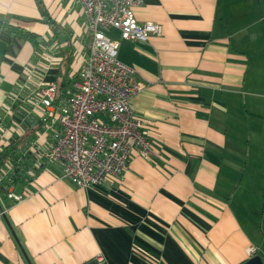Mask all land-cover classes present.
I'll use <instances>...</instances> for the list:
<instances>
[{
	"label": "crops",
	"instance_id": "0c3cea01",
	"mask_svg": "<svg viewBox=\"0 0 264 264\" xmlns=\"http://www.w3.org/2000/svg\"><path fill=\"white\" fill-rule=\"evenodd\" d=\"M42 1L54 23L36 0H0V145L24 136L27 161L9 187L25 197L0 213V264H241L255 254L264 264V13L253 0H142L138 20L161 34L105 29L145 83L131 106L154 152L135 148L112 184L83 187L58 163L31 170L51 143L32 107L37 84L64 82L62 99L90 40L78 3ZM7 14L32 19L36 46L5 31Z\"/></svg>",
	"mask_w": 264,
	"mask_h": 264
},
{
	"label": "built area",
	"instance_id": "2783aa9c",
	"mask_svg": "<svg viewBox=\"0 0 264 264\" xmlns=\"http://www.w3.org/2000/svg\"><path fill=\"white\" fill-rule=\"evenodd\" d=\"M74 2L81 6L84 30L90 35L88 52L62 99L55 81L37 84L32 107L50 131L51 143L34 153L33 166L58 163L62 176L76 186L112 184L123 175L135 148L144 158L154 151L147 120L131 106L145 83L134 66L117 57L119 40L105 29L117 28L124 39L146 40L149 34H161V25L138 20L135 9L142 0ZM7 196L15 202L25 194L9 190Z\"/></svg>",
	"mask_w": 264,
	"mask_h": 264
},
{
	"label": "trees",
	"instance_id": "16d2710c",
	"mask_svg": "<svg viewBox=\"0 0 264 264\" xmlns=\"http://www.w3.org/2000/svg\"><path fill=\"white\" fill-rule=\"evenodd\" d=\"M41 18L43 21H47L49 23H54V21L49 16L45 5L42 0H36ZM32 19L22 18L20 16L14 14H7L4 15L3 27L5 31L10 34H19L27 38L34 46L37 45L40 37L38 34L34 33L33 31L29 30L25 26V22ZM64 85V82L61 81V84H57V94L59 93L60 88ZM25 137L19 136L13 139L12 141L8 142L7 144L0 145V173L6 167L8 163H12V172L9 176L4 179L0 180V207L4 210V207H8L5 203L7 200V192L11 185H14L22 176H21V166L26 165L27 161L20 162L19 158L22 156L23 147L25 146ZM42 166H32L31 170L35 171L41 168ZM1 212V210H0ZM3 215L5 216L4 212ZM9 226H11L10 222L5 217ZM20 246V244H19ZM22 248V246H21Z\"/></svg>",
	"mask_w": 264,
	"mask_h": 264
},
{
	"label": "water",
	"instance_id": "95a60500",
	"mask_svg": "<svg viewBox=\"0 0 264 264\" xmlns=\"http://www.w3.org/2000/svg\"><path fill=\"white\" fill-rule=\"evenodd\" d=\"M1 213L3 214V210L0 207ZM241 264H262V259L260 257V255L255 254L253 256H251L250 258H248L247 260H245L244 262H242Z\"/></svg>",
	"mask_w": 264,
	"mask_h": 264
},
{
	"label": "rangeland",
	"instance_id": "374dc122",
	"mask_svg": "<svg viewBox=\"0 0 264 264\" xmlns=\"http://www.w3.org/2000/svg\"><path fill=\"white\" fill-rule=\"evenodd\" d=\"M250 5H254L256 7V11L258 14L264 13V0H253Z\"/></svg>",
	"mask_w": 264,
	"mask_h": 264
}]
</instances>
